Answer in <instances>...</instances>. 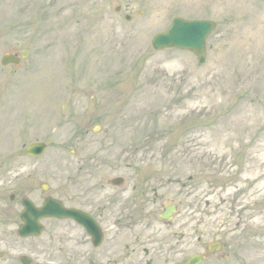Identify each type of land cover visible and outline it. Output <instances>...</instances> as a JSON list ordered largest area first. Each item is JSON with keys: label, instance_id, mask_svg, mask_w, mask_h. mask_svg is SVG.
<instances>
[{"label": "rangeland", "instance_id": "1", "mask_svg": "<svg viewBox=\"0 0 264 264\" xmlns=\"http://www.w3.org/2000/svg\"><path fill=\"white\" fill-rule=\"evenodd\" d=\"M175 17L217 23L204 64L152 47ZM24 50L0 63V264L74 263L67 222L18 235L21 201L77 205L88 182L113 204L95 264H186L211 242L204 264H264V0H0V60ZM116 177L141 194L110 198Z\"/></svg>", "mask_w": 264, "mask_h": 264}, {"label": "water", "instance_id": "2", "mask_svg": "<svg viewBox=\"0 0 264 264\" xmlns=\"http://www.w3.org/2000/svg\"><path fill=\"white\" fill-rule=\"evenodd\" d=\"M216 23L212 21H188L182 18H174L170 28L164 32L157 34L152 39V46L156 50H162L166 48H180L189 49L194 52L200 63H204L206 59V47L205 42L208 35L215 29ZM26 53H24V56ZM19 63V59L13 55H6L2 59V64ZM46 150V145L43 143H36L26 148V155L40 157ZM118 182L121 180H117ZM25 206L24 212L21 214V218L24 221V225L21 227L19 234L22 237H28L32 235H39L43 229L40 224V219L45 217H57L65 218L71 217L82 223L88 232L97 237L96 243L101 242V233L96 222L89 216L77 210L65 209L61 203L51 198L47 199L45 205L38 209L29 200L23 202ZM174 208H168L161 217L168 220L172 217ZM219 244H214L209 247V250L219 249ZM2 254L0 253V257ZM203 260L202 255L193 256L188 264H200ZM22 262L29 264L28 258L23 257Z\"/></svg>", "mask_w": 264, "mask_h": 264}, {"label": "flooded vegetation", "instance_id": "3", "mask_svg": "<svg viewBox=\"0 0 264 264\" xmlns=\"http://www.w3.org/2000/svg\"><path fill=\"white\" fill-rule=\"evenodd\" d=\"M89 177L90 176H85L86 179H88ZM88 183H86L85 184L86 186H84L83 189L78 192V196H77V198H78L77 203L78 204L77 205H70L64 199L56 198V199L60 200L62 202V204L64 205V207H66V208L77 209L79 211H83V212L89 214L92 217V219L99 225L100 232L102 235L100 244H96L95 243L96 238L94 236L89 235L88 232L85 230V228L82 225L75 222L74 220L69 219V218L64 219V220H57V221L67 222V226L72 227L71 231L77 230L76 235L78 234V236H75L74 234H70V235L66 236L65 240H63V243L65 245L72 247L71 251H67L64 248V254L66 255V258L71 259V260H75V262L72 264H95V263H97V261L95 260L94 250L101 248L106 243V239H107V230L105 228V224H106L105 221H108L106 217H107L109 210H111V205H113V204L110 203V204H107L108 207L107 206L102 207V204L100 203V199L98 201L96 194H95V191L93 190V188L96 190H98V189L94 187L95 184L90 186V185H88ZM123 184H125V180H123L121 182V184L118 186L114 185L113 181L111 180L109 185H110V187H113V188H107V189H110L112 192V194H110L109 197L113 198V197L117 196L119 198H122L126 193H129V199L132 200V198H135L136 196L141 194V191L138 190L137 186H133L131 190L124 188V189H121L119 191H116L117 189H120V187ZM103 189H104V187H103ZM106 192H108V191H106ZM170 205L175 206V213L173 214V218L171 220L164 221V220H162L160 215ZM178 210H179V203L169 202V203L165 204L163 210L159 213V217L163 223L170 224V223L174 222V228H176V232H178V230H180L182 227V224L175 222V220H176L175 217L177 216ZM150 211H152V209H150ZM47 220H55V219H45L42 222V224L44 225L43 233L46 232L48 229V226H47L48 224L46 222ZM176 232L174 231L172 233V235H171L172 239L165 241V242H167L165 244L169 247L168 251L174 252L175 254H176V252L180 251V248H181L180 241L184 238L183 235H176ZM39 237H33V238L37 239ZM70 237H73V238H70ZM163 240H164V238H163ZM199 240H200V238H199ZM163 243H164V241H163ZM70 244H72V245H70ZM86 251H87V253H86ZM212 255L213 254H211L210 256H212Z\"/></svg>", "mask_w": 264, "mask_h": 264}]
</instances>
